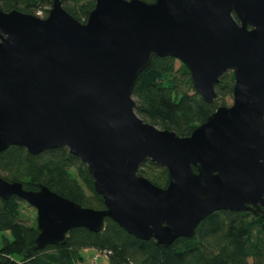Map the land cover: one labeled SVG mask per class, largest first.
<instances>
[{
	"label": "water",
	"instance_id": "1",
	"mask_svg": "<svg viewBox=\"0 0 264 264\" xmlns=\"http://www.w3.org/2000/svg\"><path fill=\"white\" fill-rule=\"evenodd\" d=\"M155 56L186 65L210 103L232 72L233 103L188 136L145 121L133 90ZM13 145L68 148L105 204L0 175V198L37 210L28 254L65 244L73 228L99 232L106 218L167 247L217 211L264 216V0H95L85 21L62 0L46 17L0 8V153ZM148 160L168 170L166 187L139 173Z\"/></svg>",
	"mask_w": 264,
	"mask_h": 264
},
{
	"label": "trees",
	"instance_id": "2",
	"mask_svg": "<svg viewBox=\"0 0 264 264\" xmlns=\"http://www.w3.org/2000/svg\"><path fill=\"white\" fill-rule=\"evenodd\" d=\"M62 3L80 21H85L95 7V0ZM52 4L53 0H2L0 8L36 14ZM177 61L172 56L153 57L139 74L133 97L136 112L145 121L188 136L219 105H228L226 98L233 96L235 77L232 72L221 77L217 98L210 103L196 92L186 65L177 67ZM139 173L158 186L168 185V170L151 160ZM0 175L9 181H21L29 190L43 183L84 206L105 207L87 165L66 147L33 155L23 147L10 146L0 153ZM23 203L27 202L18 196L0 198V231L13 234L12 239L4 238L0 247V264H78L83 262L80 250L87 247L110 251L113 264H264V216L230 210L212 213L199 224L193 237H180L167 247L139 239L106 218L105 228L99 232L73 228L65 244L48 245L28 254L39 229L37 220H24Z\"/></svg>",
	"mask_w": 264,
	"mask_h": 264
},
{
	"label": "rangeland",
	"instance_id": "3",
	"mask_svg": "<svg viewBox=\"0 0 264 264\" xmlns=\"http://www.w3.org/2000/svg\"><path fill=\"white\" fill-rule=\"evenodd\" d=\"M48 8H51L49 6H44L40 11L36 12L35 15L37 16H40V17H46L48 15V13L45 12L46 9ZM180 62L179 60L177 61V67L180 65ZM227 100V104L228 105H231L233 103V96H228L226 98ZM22 216L24 218V220H27L30 222H33L37 220V210L29 205L28 203H23V206H22ZM29 219V220H28ZM4 238H9V239H12L13 238V234L10 230H5V231H0V247L3 246L4 244ZM101 251L96 249V248H93V247H87V248H82L80 250V253L83 255L84 257V261L85 263L87 264H103L105 262V264H113L109 258V256L105 253H103L101 256V258H99L98 261H94L93 259V255L94 254H98L100 253ZM107 257V259H103L104 257ZM96 258V257H95ZM109 258V259H108ZM110 262V263H109Z\"/></svg>",
	"mask_w": 264,
	"mask_h": 264
},
{
	"label": "crops",
	"instance_id": "4",
	"mask_svg": "<svg viewBox=\"0 0 264 264\" xmlns=\"http://www.w3.org/2000/svg\"><path fill=\"white\" fill-rule=\"evenodd\" d=\"M99 254V253H98ZM98 254H94L93 255V259H94V261H98L99 260V258H101L102 256V254H100V255H98ZM82 255V254H81ZM98 255V257L97 258H95L96 256ZM82 257H83V255H82ZM104 258L103 259H107V257H105V256H103ZM105 259V260H106ZM109 259V258H108ZM110 263V262H109ZM78 264H87V263H85V261H84V257H83V262H80V263H78ZM100 264V263H99ZM103 264H105V262L103 263Z\"/></svg>",
	"mask_w": 264,
	"mask_h": 264
},
{
	"label": "built area",
	"instance_id": "5",
	"mask_svg": "<svg viewBox=\"0 0 264 264\" xmlns=\"http://www.w3.org/2000/svg\"><path fill=\"white\" fill-rule=\"evenodd\" d=\"M103 253H105L107 255L111 254V252L107 250V251H101L98 255L103 254ZM98 255L96 256V258L98 257Z\"/></svg>",
	"mask_w": 264,
	"mask_h": 264
},
{
	"label": "flooded vegetation",
	"instance_id": "6",
	"mask_svg": "<svg viewBox=\"0 0 264 264\" xmlns=\"http://www.w3.org/2000/svg\"><path fill=\"white\" fill-rule=\"evenodd\" d=\"M1 1H2V0H1ZM1 1H0V2H1Z\"/></svg>",
	"mask_w": 264,
	"mask_h": 264
}]
</instances>
